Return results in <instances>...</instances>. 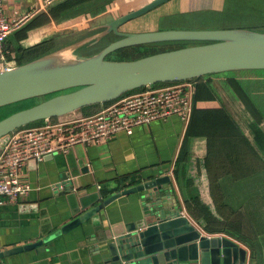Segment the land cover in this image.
Listing matches in <instances>:
<instances>
[{
	"label": "water",
	"instance_id": "water-1",
	"mask_svg": "<svg viewBox=\"0 0 264 264\" xmlns=\"http://www.w3.org/2000/svg\"><path fill=\"white\" fill-rule=\"evenodd\" d=\"M65 1L55 2L51 6ZM132 1L124 0L125 3ZM169 1L150 0L135 9L131 8L106 23L81 31L58 48L25 63L7 67L0 58V108L51 96L0 121V152L9 135L19 129L54 118L60 119L84 108L102 107L135 91L156 85L195 82L198 78L217 74L264 71V30L122 31L126 24ZM70 30L77 31V27L52 30L47 36L43 35L35 43L23 44V47L41 44ZM109 35L115 39L93 54L82 55L83 50L95 46ZM174 42L197 44L134 60L107 59L122 49ZM161 174L159 170L142 183L114 192L104 200L100 193H96L91 208L79 200L82 213L61 227V234L93 219L117 199L140 194L143 217L137 223L114 230L106 244L108 257L104 263L250 264L249 249L239 241L220 234L210 236L202 230L205 227L202 221L198 224L190 222L175 202L169 175ZM172 197L175 204L166 212L165 201ZM42 244L43 241L32 243L9 252L34 249Z\"/></svg>",
	"mask_w": 264,
	"mask_h": 264
},
{
	"label": "crops",
	"instance_id": "crops-1",
	"mask_svg": "<svg viewBox=\"0 0 264 264\" xmlns=\"http://www.w3.org/2000/svg\"><path fill=\"white\" fill-rule=\"evenodd\" d=\"M42 1L3 0L2 12L7 20H12L18 15L39 7ZM114 1L117 4L111 7L112 10L120 9L125 5L124 0ZM149 1L133 0L129 3L137 8ZM195 1H197L195 4L187 6L188 8L183 11L200 12L206 7L216 8L221 2V0ZM59 5H50L51 7L49 6L47 10L12 33L4 44L6 55L12 58L16 56L19 49L31 48H24L23 44L35 43L52 30L61 31L77 27V31L70 30L67 34L53 38L60 44L81 31L100 25H92L94 16L90 19L91 16L85 13L78 15L75 21H69L70 19L66 16L81 13L77 11L79 7L60 14L64 15L63 18H67L65 20L51 19L47 23L33 25L41 15L49 16L50 10ZM107 13L108 11L105 10L101 15ZM49 24L51 27H48ZM122 31L126 30L122 28ZM94 48L95 46H92L83 50L82 55H90L85 51H92ZM231 76L239 79L242 75L224 73L205 76L203 83L213 93L214 98L213 100H193L194 109L222 107L233 117L237 103L227 82ZM102 107L96 106L92 111L83 112V114L75 112L68 115V118L92 115ZM185 136L186 125L178 117L173 116L165 122L158 121L136 127L131 135L120 133L106 142L88 146L76 145L68 153L49 156L41 163L28 162L21 169L20 175L22 181L30 185L31 191L17 203H5L0 207L1 263L106 264L104 261L108 254L105 248L110 235L112 236L114 230H121L127 224L137 223L143 217L140 194L117 199L103 208L93 219L65 234H61L60 228L82 213L79 200H82L84 205L88 204L86 206L90 205L89 208L92 207L96 193H100V190L96 188L97 185L100 187L105 185L113 193L125 189L122 187L115 191L119 185L117 179L122 177L133 180L135 182L133 186H135L149 179L159 170L162 171L161 175H169L172 170L173 175L169 178L174 188L175 202L190 220L191 217L183 203L188 198L199 197L198 189L202 184L205 185L203 189L206 190V181H200V179L205 178L206 170L203 165L207 155V139L203 136H190L186 141L187 160L185 163L178 164ZM175 202L173 197L165 201V211L170 210ZM202 230L206 232L205 229L202 228ZM216 235L210 234V236ZM226 237L238 241L236 240L238 238L233 236ZM41 241L43 244L40 247L21 250L17 253L9 252ZM250 264L255 262L251 260Z\"/></svg>",
	"mask_w": 264,
	"mask_h": 264
},
{
	"label": "trees",
	"instance_id": "trees-1",
	"mask_svg": "<svg viewBox=\"0 0 264 264\" xmlns=\"http://www.w3.org/2000/svg\"><path fill=\"white\" fill-rule=\"evenodd\" d=\"M91 1L94 0H67L55 9L50 10L49 16L46 14L41 15L33 25L44 24L51 19L58 20L61 18L65 20L67 18H63L64 15L61 16L60 14H64ZM55 41L53 39L28 49H19L16 52L18 63L21 64L45 54L59 44V42ZM194 44L197 43L174 42L143 45L122 49L112 55L117 56L120 60L129 57H131L130 60H134L150 54L179 49ZM95 48L97 50L100 49ZM134 55L136 57H133ZM8 58L10 59L11 57L8 56ZM257 72L264 73V71H239L235 75ZM231 75L234 74L232 73ZM204 78L201 77L194 80L196 88L193 100L195 101L201 99L213 100L214 98L213 93L203 83ZM227 82L231 90L250 113L255 114L257 120L260 119L259 124L263 123L264 113L256 106L250 95L247 94L240 80L231 76ZM94 108L95 106L88 107L77 112L83 114V112L92 111ZM63 119H68V116L60 119L54 118L50 121L55 122ZM256 126L259 127V125ZM257 131L258 139L262 140V142L256 143L255 146L245 137L239 126L224 108H193L190 120L186 126L185 141L181 148L178 164L185 163L187 160L186 141L190 136H203L207 139L205 169L209 179L211 199L219 219L213 216L205 206L200 205L197 199L185 200L184 207L191 218L206 224L204 229L210 234L226 232L234 236L237 234H233V230L239 232L240 236L238 235V239L249 249L251 260L253 262L259 260L264 264V255L261 254V251L264 250V129L259 127ZM117 184L119 185L115 191L122 187H131L135 182L129 180L128 177H122L117 179ZM112 193L113 191L107 189L105 185L100 189L102 200ZM243 231L248 232L247 237L242 235ZM260 255L261 257H259Z\"/></svg>",
	"mask_w": 264,
	"mask_h": 264
},
{
	"label": "built area",
	"instance_id": "built-area-1",
	"mask_svg": "<svg viewBox=\"0 0 264 264\" xmlns=\"http://www.w3.org/2000/svg\"><path fill=\"white\" fill-rule=\"evenodd\" d=\"M58 1L61 0H43L39 7L7 20L0 0V58L7 67L15 64L12 58L7 60L2 50L7 38ZM195 88L196 83L192 81L147 88L103 105L92 115L45 121L13 132L0 152V207L17 203L31 191L20 175L31 160L41 163L49 156L68 153L76 145L106 142L120 133L131 135L136 127L165 122L173 116L187 126L194 108ZM172 175L171 170L169 176ZM96 188L101 189L99 185Z\"/></svg>",
	"mask_w": 264,
	"mask_h": 264
},
{
	"label": "rangeland",
	"instance_id": "rangeland-1",
	"mask_svg": "<svg viewBox=\"0 0 264 264\" xmlns=\"http://www.w3.org/2000/svg\"><path fill=\"white\" fill-rule=\"evenodd\" d=\"M196 2L197 1L195 0H171L166 4L156 8L155 10L147 13L146 15H143L142 17L134 21H131V23L126 24L125 26H123V29L126 30L125 32H156V31H165V30H223V29L264 30V0H221V2L217 4L216 8L206 7L205 9L202 10V12L189 11L186 13L183 11L185 8H188L187 6H191ZM115 4L117 3H115L114 0H94L80 6L78 10L81 13L79 14L73 13L75 15L69 14L67 18L70 19L69 21H75V18H77L78 15L85 13L88 14L87 16H91L90 19L92 18V16H94V19H92L91 24L97 25V24L106 23L112 20L113 18H115L116 16L125 13L127 10L136 7L134 6V4H130L128 2L125 3L124 6L130 4L129 6L127 7L123 6L124 7V8L122 7L123 9L120 8V9L112 10L111 7L115 6ZM105 10H107L108 13L101 15V13H103ZM253 25H257V26H253ZM109 37L110 38L108 40H106L108 38L107 37L106 39H104V41L102 40L103 42L96 44L95 47L102 48L109 41L114 40L112 36ZM62 43L63 42H61L60 44ZM60 44L54 46L53 49L58 48ZM96 50L97 49L94 48L92 51H85V53L93 54ZM133 57H136V55H134ZM130 58L131 57L124 58L122 60H130ZM12 59L16 64H19L16 56L12 57ZM107 59L112 61H116V60L120 61V59H118V57L115 55L108 56ZM7 60L10 59L8 58ZM232 73L235 74L237 72H230L229 74L231 75ZM239 79L242 85L244 86L247 94L250 95V97L255 101L256 106L264 113V73L263 72H257L253 74L245 73ZM70 91H65V92H70ZM233 96L236 98L237 104H236V108L234 109L235 115L231 117L233 118L235 123L239 126L245 137L252 144L255 145L256 143L257 144L261 143L262 140L258 139L257 128L262 127L264 129V122L259 124L260 119L257 120L256 119L257 116L255 114L250 113V111L244 106L242 101L239 98H237L234 92H233ZM48 98L49 96L36 98L0 108V121L14 113L30 108ZM227 101L229 102V99H227ZM39 124H35V125H39ZM35 125H31V126L33 127ZM256 125H259V127H257ZM203 168H206L205 162ZM200 181H206V190L203 189L205 185L202 184V186L199 187L198 189L199 197H194L190 199L188 198V200L197 199L200 205L205 206L213 216L219 219L215 207L213 205V201L211 199L207 171L205 172V178L200 179ZM191 219L196 224H198L199 222L198 220H194L193 218ZM232 233L237 234L234 235L233 237L236 236L238 238L240 236L239 232H237L236 230H233ZM215 234L231 236L226 232L215 233ZM242 235H244V237H247L246 235H248V232L243 231ZM238 241L239 244L241 243L242 245L241 240L238 239Z\"/></svg>",
	"mask_w": 264,
	"mask_h": 264
},
{
	"label": "flooded vegetation",
	"instance_id": "flooded-vegetation-1",
	"mask_svg": "<svg viewBox=\"0 0 264 264\" xmlns=\"http://www.w3.org/2000/svg\"><path fill=\"white\" fill-rule=\"evenodd\" d=\"M109 36H112V38L115 39V37H114L113 35H109ZM109 36H108L107 39H106V38H105V39L108 40V39L110 38ZM103 41H104V40H103ZM103 41H101V42H103ZM96 51H97V50H96ZM263 249H264V248H263ZM261 254L264 255V250L261 251ZM263 255H262V256H263ZM259 257H261V255H260ZM263 262H264V261H263ZM255 264H262V263H261L259 260H258V261L256 260V261H255Z\"/></svg>",
	"mask_w": 264,
	"mask_h": 264
}]
</instances>
